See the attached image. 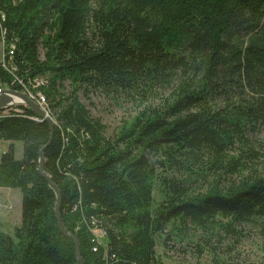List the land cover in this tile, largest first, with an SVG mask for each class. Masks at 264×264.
Instances as JSON below:
<instances>
[{"label": "trees", "instance_id": "obj_1", "mask_svg": "<svg viewBox=\"0 0 264 264\" xmlns=\"http://www.w3.org/2000/svg\"><path fill=\"white\" fill-rule=\"evenodd\" d=\"M4 41L16 70L0 64V88L46 78L54 128L30 107L0 115V187L22 191L0 264H78L39 171L46 145L85 264H165L171 238L199 234L202 254L245 225L264 234V0H0ZM93 91L139 113L109 136L82 101Z\"/></svg>", "mask_w": 264, "mask_h": 264}, {"label": "rangeland", "instance_id": "obj_2", "mask_svg": "<svg viewBox=\"0 0 264 264\" xmlns=\"http://www.w3.org/2000/svg\"><path fill=\"white\" fill-rule=\"evenodd\" d=\"M42 57H43V51ZM3 46H0V60ZM66 90H70L69 82H65ZM82 101L90 109L93 117L99 118L107 125V135L120 131L122 126L132 121L139 113L136 103L126 99L116 100L98 91L84 95ZM263 138V134L258 136ZM8 141L0 140V158L9 146ZM15 156L23 158L24 145L22 141H14ZM156 199H159L157 190ZM22 224V191L20 188L0 187V230L15 237L16 229ZM244 236L235 241L230 238L222 242L215 240L214 249L198 252L196 244L198 236H191V240L179 241L171 238L165 246L161 242L158 252L163 255L165 264H264V234L259 227L243 226Z\"/></svg>", "mask_w": 264, "mask_h": 264}, {"label": "water", "instance_id": "obj_3", "mask_svg": "<svg viewBox=\"0 0 264 264\" xmlns=\"http://www.w3.org/2000/svg\"><path fill=\"white\" fill-rule=\"evenodd\" d=\"M17 98H20L23 101H20V99L18 100ZM16 104H26L27 106H29L39 117L47 119L51 124V129L53 130L54 126H53L52 119L45 114V112L40 108L37 102L33 100L32 98H30L27 93L19 91V90L11 89V88L3 89L0 94V107L3 108L6 106H11V105H16ZM48 144H50V142ZM46 146L43 147L42 150L40 151L39 171L41 175L49 182V184L53 187V189L57 193L56 214L58 217L59 228L66 237L71 238L74 241L75 247H76V257H77L78 264H85L82 258V255H81V246H80L79 239L77 238L76 235L70 233L66 229L64 222L62 220V217H61L60 210H61V204H62V195H61V191L58 185L53 181L51 175L46 171V168H45L46 166V156H45Z\"/></svg>", "mask_w": 264, "mask_h": 264}, {"label": "built area", "instance_id": "obj_4", "mask_svg": "<svg viewBox=\"0 0 264 264\" xmlns=\"http://www.w3.org/2000/svg\"><path fill=\"white\" fill-rule=\"evenodd\" d=\"M5 45L6 44L4 41L2 43L3 54H2V57L0 60V64L3 67H5L6 69H8L9 71L16 70V67L12 63L13 56L15 55L16 45L11 44L9 46V51L5 50ZM19 81L21 82V80H19ZM44 83H46V78L37 77L34 79V81L30 82V84H29L30 86H25V89L19 90V91L27 93L30 98H32L33 100H35L37 102V104L45 112V114L48 117H50L51 113H50V108H49V104H48L46 95L40 89H38L39 86L43 85ZM33 88H36L38 90H33ZM1 92H2V89L0 88V94H1ZM17 99L19 100L20 98H17ZM20 101H23V100L20 99ZM22 107H29V106H27L26 104H16V105H11V106H6L3 108L0 107V115L5 116V115H10L12 113H14V114L20 113L21 114L24 112ZM36 119L40 120V117H36ZM96 232H97V235L99 236L97 241L101 243V238H102L104 232L100 229L96 230Z\"/></svg>", "mask_w": 264, "mask_h": 264}, {"label": "bare ground", "instance_id": "obj_5", "mask_svg": "<svg viewBox=\"0 0 264 264\" xmlns=\"http://www.w3.org/2000/svg\"><path fill=\"white\" fill-rule=\"evenodd\" d=\"M42 119V118H41Z\"/></svg>", "mask_w": 264, "mask_h": 264}]
</instances>
